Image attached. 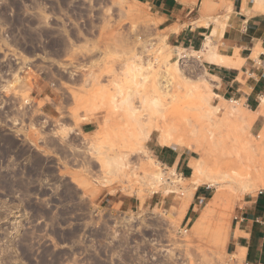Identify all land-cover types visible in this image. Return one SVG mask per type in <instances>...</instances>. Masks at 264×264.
<instances>
[{
	"label": "rangeland",
	"instance_id": "374dc122",
	"mask_svg": "<svg viewBox=\"0 0 264 264\" xmlns=\"http://www.w3.org/2000/svg\"><path fill=\"white\" fill-rule=\"evenodd\" d=\"M204 58L136 0H0V264H245L228 240L264 189V93Z\"/></svg>",
	"mask_w": 264,
	"mask_h": 264
},
{
	"label": "crops",
	"instance_id": "0c3cea01",
	"mask_svg": "<svg viewBox=\"0 0 264 264\" xmlns=\"http://www.w3.org/2000/svg\"><path fill=\"white\" fill-rule=\"evenodd\" d=\"M136 1L150 8L159 27L178 46L215 54L223 61L204 58L226 92L249 103L259 101L264 93V11L255 10V0ZM91 126L92 122L85 123L83 131ZM173 150L161 147V159L183 172L189 170L184 153L175 155ZM235 217L240 218L233 221L228 250L249 264H264V189L245 198Z\"/></svg>",
	"mask_w": 264,
	"mask_h": 264
},
{
	"label": "bare ground",
	"instance_id": "6f19581e",
	"mask_svg": "<svg viewBox=\"0 0 264 264\" xmlns=\"http://www.w3.org/2000/svg\"><path fill=\"white\" fill-rule=\"evenodd\" d=\"M255 10H262L264 11V0H255ZM213 29V28H212ZM212 48V47H211ZM215 54H206L204 52L203 56L207 59H214V60H217L219 62H223L220 58L219 59H215ZM217 55V54H216ZM217 57V56H216ZM220 57V56H219ZM221 64V63H220ZM132 68V67H131ZM137 68V67H136ZM135 72V71H134ZM140 72V71H138ZM157 104V103H156ZM165 104V103H164ZM159 105V104H158ZM159 127V126H158ZM162 129V136L159 138V142L163 145H168V144H172V143H176L178 145L182 144L184 145L185 144V141L183 140V138H181L180 136L177 137V135L173 132V130L171 128H167V127H160ZM188 147H190V145H187ZM203 162V161H202ZM200 163L199 164H195V171L192 175V179H193V182H196L199 183L201 181H204V182H207L209 185L212 184L214 185L213 183H215V178L212 177V179H201L200 177V172H201V168H200ZM255 167V166H254ZM228 175V174H227ZM210 178V177H209ZM215 179V180H214ZM225 179V178H224ZM237 179V178H236ZM235 179V180H236ZM263 182V181H262ZM216 185V184H215ZM221 187V186H220Z\"/></svg>",
	"mask_w": 264,
	"mask_h": 264
},
{
	"label": "built area",
	"instance_id": "2783aa9c",
	"mask_svg": "<svg viewBox=\"0 0 264 264\" xmlns=\"http://www.w3.org/2000/svg\"><path fill=\"white\" fill-rule=\"evenodd\" d=\"M236 219H239L240 217H235ZM245 264H249L248 262H245Z\"/></svg>",
	"mask_w": 264,
	"mask_h": 264
}]
</instances>
